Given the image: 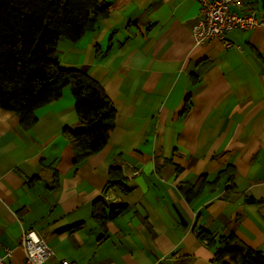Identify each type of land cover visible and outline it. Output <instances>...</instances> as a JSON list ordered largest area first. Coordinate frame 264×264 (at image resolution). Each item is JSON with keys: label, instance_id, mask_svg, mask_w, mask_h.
<instances>
[{"label": "crops", "instance_id": "0c3cea01", "mask_svg": "<svg viewBox=\"0 0 264 264\" xmlns=\"http://www.w3.org/2000/svg\"><path fill=\"white\" fill-rule=\"evenodd\" d=\"M103 1L107 16L56 52L103 88L116 113L108 141L73 165L62 130L82 124L69 86L28 129L0 108V254L25 264L20 238L35 229L53 252L46 264H219L196 235L206 229L264 256V0L242 9L259 25L227 35L241 49L194 41L196 0ZM111 166L126 192L105 188ZM222 170L192 200L179 189ZM95 199L126 204L105 230Z\"/></svg>", "mask_w": 264, "mask_h": 264}, {"label": "trees", "instance_id": "16d2710c", "mask_svg": "<svg viewBox=\"0 0 264 264\" xmlns=\"http://www.w3.org/2000/svg\"><path fill=\"white\" fill-rule=\"evenodd\" d=\"M107 14L108 4L103 0H0V108L15 113L21 127L28 129L36 122L35 109L58 98L62 88L69 86L82 124L77 130H62L74 166L108 141L116 113L101 85L85 71L59 65L56 44L61 38L75 41ZM223 173L212 180L203 174L194 183H181L179 189L192 200L203 188L214 186ZM107 176L105 188L128 190L119 167H109ZM125 208L124 203L107 205L95 199L92 217L105 230L106 220ZM196 235L214 249L213 260L219 264H264L260 251L232 233L199 229Z\"/></svg>", "mask_w": 264, "mask_h": 264}, {"label": "built area", "instance_id": "2783aa9c", "mask_svg": "<svg viewBox=\"0 0 264 264\" xmlns=\"http://www.w3.org/2000/svg\"><path fill=\"white\" fill-rule=\"evenodd\" d=\"M199 3V16L193 23L191 32L196 43L214 39L224 47L233 46L228 39V33L235 29L247 30L259 25L256 10L252 7L244 10L246 0H196ZM205 243V242H204ZM20 246L23 251L25 264H46L53 252L49 245L37 234L35 229L22 232ZM11 250L4 248L0 254V264H10ZM57 264H76L74 261L63 259ZM97 264V263H93Z\"/></svg>", "mask_w": 264, "mask_h": 264}]
</instances>
